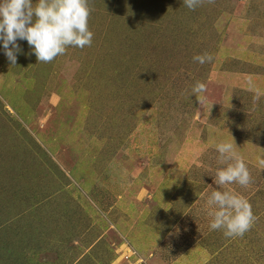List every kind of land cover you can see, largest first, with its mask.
Segmentation results:
<instances>
[{
  "label": "rangeland",
  "instance_id": "374dc122",
  "mask_svg": "<svg viewBox=\"0 0 264 264\" xmlns=\"http://www.w3.org/2000/svg\"><path fill=\"white\" fill-rule=\"evenodd\" d=\"M88 4L89 47L0 43V264H264V0ZM232 138L247 188L214 183ZM214 190L251 204L242 237L209 229Z\"/></svg>",
  "mask_w": 264,
  "mask_h": 264
},
{
  "label": "clouds",
  "instance_id": "9594fccd",
  "mask_svg": "<svg viewBox=\"0 0 264 264\" xmlns=\"http://www.w3.org/2000/svg\"><path fill=\"white\" fill-rule=\"evenodd\" d=\"M215 0H207L213 4ZM189 10H195L205 0H183ZM91 8L88 0H0V43L11 65H16L22 50L18 40H26L37 62L50 63L64 55L69 47L83 49L93 41L89 30ZM209 53L196 55L193 60L201 65L211 62ZM207 87L197 82L189 95L194 94L200 105L207 102ZM262 93L257 90L253 101ZM209 105V110L212 107ZM234 139L216 145L218 163L226 165L216 171L214 183L219 188L238 184L247 188L252 177L243 158L236 151ZM264 163V161H261ZM207 215L212 217L210 230H223L228 238L242 237L254 225L257 217L251 204L241 195L229 190H214L205 203Z\"/></svg>",
  "mask_w": 264,
  "mask_h": 264
}]
</instances>
